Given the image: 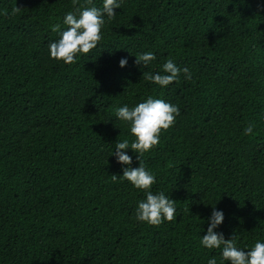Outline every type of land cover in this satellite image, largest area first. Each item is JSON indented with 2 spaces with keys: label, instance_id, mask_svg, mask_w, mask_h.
Instances as JSON below:
<instances>
[{
  "label": "trees",
  "instance_id": "obj_1",
  "mask_svg": "<svg viewBox=\"0 0 264 264\" xmlns=\"http://www.w3.org/2000/svg\"><path fill=\"white\" fill-rule=\"evenodd\" d=\"M83 5L0 0V264H219L199 243L213 207L225 239L264 240V0H122L95 49L50 58L51 26ZM169 58L193 78L144 79ZM148 96L180 113L140 158L177 208L159 226L135 219L144 194L111 155L133 139L115 109Z\"/></svg>",
  "mask_w": 264,
  "mask_h": 264
},
{
  "label": "clouds",
  "instance_id": "obj_2",
  "mask_svg": "<svg viewBox=\"0 0 264 264\" xmlns=\"http://www.w3.org/2000/svg\"><path fill=\"white\" fill-rule=\"evenodd\" d=\"M122 0H102L101 6H96L93 0H85V5L75 11H68L62 18V24L51 26L53 32L59 36L48 45L50 58L64 64H72L95 49L101 41L106 21H111L117 13L114 9H121ZM136 57L134 64L149 68L156 60L152 51H145ZM128 57H121L118 66L126 67ZM142 76L144 79L166 88L181 77L187 81L193 78L188 67L181 68L174 59H166L157 71H151ZM176 104L160 98L148 96L141 102L130 107L124 104L115 109V118L123 122L129 129L133 139L116 140L114 156L121 165L122 175L119 177L128 181L134 188L143 192L144 198L135 207V219L151 226L177 219V208L173 199L163 191L153 192L152 186L156 182L155 175L141 162V156L149 153L160 142L162 131L168 130L176 122L179 115ZM254 125L249 123L244 129L245 135L253 133ZM131 149L139 161L137 167H132L133 156L124 151ZM116 180L117 175H112ZM208 226L205 234L200 235V245L209 250L219 249V264H264V240H256L251 248L237 246L236 238L225 239L224 234L215 231L224 221L222 209L213 207L207 217ZM247 249V251H245ZM207 264H218L216 256H210Z\"/></svg>",
  "mask_w": 264,
  "mask_h": 264
}]
</instances>
